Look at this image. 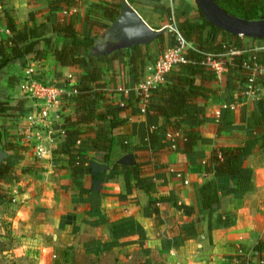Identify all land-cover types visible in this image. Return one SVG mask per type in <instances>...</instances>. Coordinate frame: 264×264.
<instances>
[{
	"label": "crops",
	"instance_id": "0c3cea01",
	"mask_svg": "<svg viewBox=\"0 0 264 264\" xmlns=\"http://www.w3.org/2000/svg\"><path fill=\"white\" fill-rule=\"evenodd\" d=\"M115 2L80 0L77 8L71 9L69 13H63L64 10L58 11L57 15L61 17L76 12L77 30L100 39L107 28H101L96 24L102 22L98 17L100 10L97 5H111ZM162 5L169 7L172 15L174 10H182L185 16L194 21L201 19L195 15L197 5L195 0H135L133 3V7L147 23L159 27L157 29L163 27L166 29L168 21L160 10ZM6 11L15 13L20 28L30 24L28 22L30 11L38 12L36 17L39 21H47L46 0H6L0 6V40L9 34L3 18ZM164 36L168 43L170 39H174L168 29L165 30ZM220 37L218 35L217 39ZM241 37L245 45L249 41L251 44L255 43L248 37ZM62 40L70 41L69 38L52 37L55 43ZM148 45L154 55L145 62V65L158 56L157 41L153 40ZM40 47H44L43 42L40 43ZM32 57L28 56L27 65L33 64L42 81L60 89L68 88V81H73L75 75L82 72L75 65H59L50 50L41 60ZM25 67L19 68L17 63H12L2 70L0 98H5L3 86H8L7 77L16 75L14 79L17 80V86L21 87L26 79ZM128 70L125 56L122 62L115 63L114 77L110 73L107 74L108 100L117 102L122 97L127 98L130 93L137 97L138 90L134 87L137 83H131ZM4 72L6 78L3 77ZM222 74L219 77L216 75L211 81L213 92L208 98L196 100L197 104L204 108L206 117L196 129L201 137L209 141L198 140L194 146L195 154L192 156L195 158L194 161L176 151H156L154 154L150 150L137 151L135 149H138L141 143L138 136L132 134L128 136L130 147L135 148L132 152H123L115 147L108 162L102 160L101 154L88 153L90 157L96 159L89 161L81 185L73 181L66 158L60 162L50 159L53 145L63 139V134L58 130L62 123L54 126L55 132L50 137L45 126L40 125L42 128H37L36 133L41 136L43 146L50 148V153L38 157L35 152V141L32 140L30 143L24 139L23 130L28 124L26 114L36 105H42L41 100L25 96L29 98L27 103H32L23 116L0 117V132L8 134V137L21 148L19 151L22 153V159L14 165L13 173L26 170L19 175L17 181L3 187L7 199L0 198V264H66L69 257L77 251L94 256L114 249H126L124 251L126 255L121 258H127L130 251L137 249V246L142 248L145 258L156 253L163 255V260L159 264H259L260 254L253 250V247L257 241H264V151L258 145L251 146L244 158V165L252 170V190L244 195H222L220 202L214 205L210 236L207 231V216L203 217L204 213H200L197 187L213 177L211 172L205 171L204 160L215 147L243 145L244 141L249 139L247 137L249 120L256 124V128L261 124L259 118L253 114L255 101L258 97L264 96V87H261V93L257 91L255 96L244 93L238 98L237 92L224 94ZM113 78L116 86L128 87L129 92L127 94L112 92L113 89L111 90L112 87L109 86L110 79ZM164 84L166 81L162 85ZM15 94L17 93L13 92L10 94L11 98L7 97L12 105L16 100ZM229 95L235 100L230 102L236 104L235 108H222L227 103L225 97ZM59 99L58 107L51 105L52 111L57 110L59 116L73 114L71 102L65 100L63 96ZM139 104L140 102H137V108ZM221 114L222 122L219 128L218 120ZM50 115L53 117L52 113ZM123 115L129 116V109H126ZM144 120L145 114L137 113L130 115L128 122L133 124ZM87 127L90 128L92 125ZM86 135L94 137L93 132L82 134L81 137L84 138ZM15 137H19L16 142ZM126 153L133 155L132 161L118 163L117 160ZM92 160L106 165L102 170V181L98 188L93 185L98 175L90 166ZM133 161L141 164L139 173L141 177H152L155 181V189L152 192L155 203L149 202V195L131 174H128L127 186L123 173L125 169L121 164L129 165ZM113 171L114 174L109 176ZM177 172H181V178L176 176ZM228 185H232L231 180ZM220 212L223 219L225 215L228 216L224 226L217 225L215 221V216ZM191 220L197 223L199 234L184 240L180 246L168 245V240L175 235L169 228L174 224H177L175 227L181 226ZM5 239L7 245L3 248Z\"/></svg>",
	"mask_w": 264,
	"mask_h": 264
},
{
	"label": "trees",
	"instance_id": "16d2710c",
	"mask_svg": "<svg viewBox=\"0 0 264 264\" xmlns=\"http://www.w3.org/2000/svg\"><path fill=\"white\" fill-rule=\"evenodd\" d=\"M6 0H0V6ZM48 14L46 22L39 21L36 11L28 14L29 25L22 28L18 26V20L13 11H6L3 14L5 27L9 31L5 39L0 40V75L2 70L12 63H17L19 68L27 65L28 56L32 59L41 60L48 50L53 53L55 59L61 66H78L82 72L75 75L73 81H68L77 91L69 97L73 107V114L65 115L61 128L63 139L56 144L52 150V158L60 162L66 158L67 166L75 184L81 185L82 176L87 172L89 161L96 159L88 153L101 154L102 160L108 162L112 150L117 147L123 152H132L135 148L130 147L128 136L136 134L141 146L135 150L142 152L150 150L180 152L185 154L191 161L195 158L194 146L200 140H209L199 135L196 127L205 120L204 108L197 104L198 98H208L213 92L210 83L216 78L215 71L205 64L208 54L215 59H223L225 72L222 74L225 93L237 92L240 98L248 89L249 78L254 89L264 87V70L254 73L244 67L257 64L264 67V38H250L259 45L247 46L239 35L227 33L215 27L203 18L199 9L200 21H194L185 16L184 11L172 10L169 7L161 6L160 10L175 24L185 38L191 43L185 52V62L177 64L171 71L165 74L166 84L151 89L147 96L144 114L145 120L140 123H129V116L142 113V93L137 97L133 93L127 98L122 97L117 102L106 98L109 89L107 87V74L114 77L115 63L122 62L127 56L129 76L131 83H138L142 77L145 62L152 58L153 50L147 45H133L129 48H118L110 51V47H104L107 41L97 42L95 35L80 33L76 28L77 13L68 15H57L58 11H69L79 6L80 0H46ZM111 5H97L100 10L99 20L96 23L101 28H108L119 14L120 1ZM131 5L135 0H127ZM221 8L233 15L247 19H258L264 17V0H215ZM182 4V3H181ZM198 8V7H197ZM69 13V12H68ZM183 13V15H181ZM175 14V15H174ZM175 16V17H174ZM151 25V24H150ZM153 28H159L151 25ZM210 28L213 33L208 34ZM165 31L155 39L159 45L158 55L167 47L174 45V39L167 42L164 36ZM220 35V39L217 36ZM69 38L70 41L62 40L58 43L52 41V37ZM43 42L44 47H40ZM110 43V42H109ZM239 51L230 54L229 51ZM16 78V75L7 79ZM110 87L118 86L114 78L110 79ZM227 103L235 101L229 95L225 97ZM120 102H123L120 105ZM140 102L139 107H136ZM19 100L16 105L9 103V100L0 98V117L15 118L23 116L28 110V104ZM129 109V116L123 115ZM224 111V110H223ZM229 112V111H228ZM254 116L260 120V127L248 121L247 137L250 140L244 141L240 146H222L212 149L210 156L204 160L206 172H211L213 177L205 180L197 187L201 214L207 216V231L210 236L212 230L211 218L215 211L214 205L220 202L222 195L234 194L244 195L252 190L250 167L244 165V158L248 155L251 146L258 145L264 151V96L258 97L254 103ZM221 128L222 114L219 118ZM91 126L88 128L87 126ZM93 132L94 137L82 134ZM171 134V136H168ZM9 135L0 132V148L6 153V158L0 163V198L7 199L4 185L14 182L17 177L24 173H13L14 165L22 158L21 148L17 146ZM200 159V158H199ZM123 166L125 180L128 186V174L136 179L142 189L149 195V202L155 203L152 192L155 189V181L152 177H141L140 163L133 161ZM114 171L110 173L112 176ZM232 185H228L229 181ZM164 198V197H162ZM189 208V207H188ZM192 210V209H187ZM228 216L223 219L222 213L215 216L217 225H225ZM175 235L168 240V245L177 247L183 244L184 240L193 238L197 234L198 225L194 220L176 227ZM259 252L261 261L264 264V241L259 240L253 247Z\"/></svg>",
	"mask_w": 264,
	"mask_h": 264
},
{
	"label": "built area",
	"instance_id": "2783aa9c",
	"mask_svg": "<svg viewBox=\"0 0 264 264\" xmlns=\"http://www.w3.org/2000/svg\"><path fill=\"white\" fill-rule=\"evenodd\" d=\"M70 12V10L68 11ZM67 11H63V13H68ZM166 29L172 33L174 36V45L165 48L155 59H153L149 64L143 67L142 71V78L141 80L134 86L138 93L141 92L143 95L141 103L142 113L145 109V104L147 101V96L150 94L151 89L155 88L156 86L162 85L166 79L165 74L171 71L177 64L181 62H185V52L187 47L191 46V43L186 41L182 34L179 32L176 24L175 19L171 16V21L168 22L166 25ZM230 54L239 53V51H229ZM225 60L223 59H215L213 55L208 54L205 64L211 67L216 75L219 77L226 68L224 67ZM244 67L250 69L253 73L255 71H263L264 67L254 64L252 67L244 63ZM26 79L21 84L22 93L25 94L27 97H30L35 100H41L43 102L42 105H36L34 109L26 114V120L28 121L27 126H25L23 130L24 139L26 142H30L32 140L35 141V152L36 155L42 156V154L50 153V148L43 146L41 136H39L36 131L40 125L45 126L49 137L50 135L54 134V126L56 125L53 121L60 120V116L57 113L52 111L51 105H55L56 107L59 106L60 103V96H63L65 100H69V97L72 94L76 93V89L72 88V85L68 83V88H59L57 86L50 85L49 83H45L39 78V73L37 68L33 64H29L25 67ZM252 77L249 78L248 89L245 92L247 95L255 96L257 90L259 88L254 89L252 84ZM116 92L127 94L130 90L128 87L118 86L116 87ZM123 102H120L122 105ZM235 103H226L223 105L222 108H235ZM53 114L51 117L50 114ZM219 117V113H217V118ZM54 118V119H50ZM57 123V122H56ZM58 130L61 134H63V129L61 125L59 126ZM171 136V134H168ZM176 176L181 178V172H177ZM187 182V181H184Z\"/></svg>",
	"mask_w": 264,
	"mask_h": 264
},
{
	"label": "water",
	"instance_id": "95a60500",
	"mask_svg": "<svg viewBox=\"0 0 264 264\" xmlns=\"http://www.w3.org/2000/svg\"><path fill=\"white\" fill-rule=\"evenodd\" d=\"M203 18L219 29L248 38H264V17L247 19L226 12L215 0H195ZM166 29L153 28L139 14V12L127 0H121L118 16L111 25L105 29L102 38L97 42L107 41L112 43L110 51L118 48H129L133 45H146L157 39ZM7 153L0 148V163L6 158ZM133 159L131 153L122 155L118 163H130ZM92 170L98 177L93 185L98 188L102 181V170L106 165L92 160Z\"/></svg>",
	"mask_w": 264,
	"mask_h": 264
},
{
	"label": "rangeland",
	"instance_id": "374dc122",
	"mask_svg": "<svg viewBox=\"0 0 264 264\" xmlns=\"http://www.w3.org/2000/svg\"><path fill=\"white\" fill-rule=\"evenodd\" d=\"M195 7H196L195 8V15H197V18L200 19L201 17H200V14H199L198 10H197L198 9L197 5ZM37 11L41 12L40 10H37ZM37 13H36V16H37ZM207 33L208 34H212L213 31L210 28H208L207 29ZM246 44H247V46H250L251 42L249 41ZM252 44L253 45H259L258 43H252ZM5 75H6V73L4 72L3 73V77ZM12 76L13 75H11L9 77H12ZM6 77L7 76H5V78ZM71 79H72V75H71ZM7 83H8L9 87L8 86H5V87H7L9 89L6 90L5 87L3 86V97L11 98L10 94L13 93V92H16L17 94L14 95V98L17 101L15 100L14 105H16L19 100H23L24 99L26 102L28 101L29 98L25 97L26 96L25 94H23V95L21 94L22 90H21V87L17 86V80L15 81L14 78H11V79L9 78V79H7ZM45 83H48V82H45ZM15 88H16V90H15ZM115 89L116 88H114L113 90L111 89L112 92H116ZM257 91H259V93H261V88H259ZM31 103H26L25 105L28 104V106H29ZM50 119H54V118H50ZM63 119H64V116L61 114L60 120H62V121L60 122L59 119L57 121H55V122L53 121V126H54V123L55 124L63 123ZM54 132H55V130H54ZM59 133H60V131H59ZM18 139H19V137H17V138L15 137L14 138L15 142L18 141ZM55 145H53V147ZM52 150H53V148H52ZM51 157H52V153H51ZM50 159H52V161H54L53 158H50ZM24 164H25V162H24ZM13 172H14V168H13ZM18 177H17V179H18ZM17 179H16V181H17ZM175 225H177V224H174L171 228H169V230L171 229L174 233L177 230ZM6 245H7V242H6V239H5V242H3V248L6 247ZM124 251H126V249L107 250V251H103V252L99 253L98 255H94V256L89 255V254H82L79 251H77V252L74 253V255L72 257H69V259H68L66 264H159L163 260V255H161L160 253H156V254L150 255L149 257L145 258L143 250L139 246H137V249H133L132 251H130V254L128 255L127 258L126 257L125 258H121L122 256L126 255V252H124Z\"/></svg>",
	"mask_w": 264,
	"mask_h": 264
},
{
	"label": "flooded vegetation",
	"instance_id": "af4514ba",
	"mask_svg": "<svg viewBox=\"0 0 264 264\" xmlns=\"http://www.w3.org/2000/svg\"><path fill=\"white\" fill-rule=\"evenodd\" d=\"M110 44H111V43H109V42H106V43H105V44H103L102 46H103V48H104V47H109V46H110ZM111 46H112V44H111Z\"/></svg>",
	"mask_w": 264,
	"mask_h": 264
}]
</instances>
